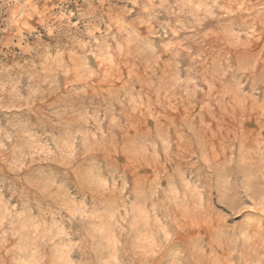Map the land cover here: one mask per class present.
Here are the masks:
<instances>
[{"label": "rangeland", "instance_id": "obj_1", "mask_svg": "<svg viewBox=\"0 0 264 264\" xmlns=\"http://www.w3.org/2000/svg\"><path fill=\"white\" fill-rule=\"evenodd\" d=\"M0 264H264V0H0Z\"/></svg>", "mask_w": 264, "mask_h": 264}]
</instances>
